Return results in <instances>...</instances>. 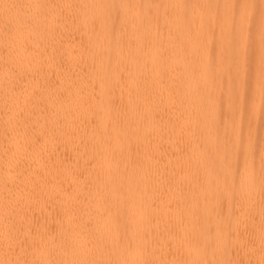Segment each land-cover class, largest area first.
Here are the masks:
<instances>
[{
  "label": "bare ground",
  "instance_id": "6f19581e",
  "mask_svg": "<svg viewBox=\"0 0 264 264\" xmlns=\"http://www.w3.org/2000/svg\"><path fill=\"white\" fill-rule=\"evenodd\" d=\"M0 264H264V0H0Z\"/></svg>",
  "mask_w": 264,
  "mask_h": 264
},
{
  "label": "rangeland",
  "instance_id": "374dc122",
  "mask_svg": "<svg viewBox=\"0 0 264 264\" xmlns=\"http://www.w3.org/2000/svg\"><path fill=\"white\" fill-rule=\"evenodd\" d=\"M217 5H219V3H217ZM233 13V12H232ZM233 26V25H232ZM255 39L253 37H251V39L249 40V43L252 44L254 43Z\"/></svg>",
  "mask_w": 264,
  "mask_h": 264
}]
</instances>
